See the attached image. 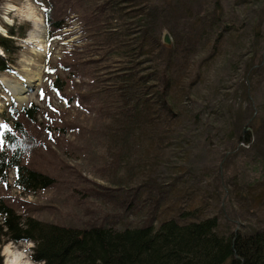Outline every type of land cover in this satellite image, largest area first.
<instances>
[{
    "label": "rangeland",
    "instance_id": "1",
    "mask_svg": "<svg viewBox=\"0 0 264 264\" xmlns=\"http://www.w3.org/2000/svg\"><path fill=\"white\" fill-rule=\"evenodd\" d=\"M114 1L55 0L54 12L67 29L60 31L64 38L51 42L43 12L32 0L0 2L2 28L25 33L23 39L14 37L18 50L11 72L0 73V133L12 104L16 109L37 106L34 119L17 116L26 132L21 164L53 180L48 188L27 193L15 186L10 170L7 182L0 183V197L22 218L79 229L120 221L132 227L156 225L168 214L175 218L180 213L191 214L192 220L215 216L225 235L264 228V151H255L261 148L253 137L262 124L256 117L264 116V0H140L144 6L137 9L145 7L160 28L159 74L151 63H141L145 56H137L135 68L132 58L117 52V44L124 41L132 49L134 41L126 35L133 27L126 17L102 13ZM31 15L43 21V51L31 42L34 23L26 17ZM163 32L170 36V49L162 44ZM62 63L74 68L65 70ZM127 67L128 74L148 76L142 79L144 92L151 94L154 85L164 89L176 121L161 131L178 134L168 146L163 132L157 138V129L134 137L142 143V157L135 162L129 155L140 148L131 135L128 145L122 133L135 110L117 91L122 82L116 77ZM57 77L60 93L51 87ZM29 80L24 101L5 83ZM245 80L251 85L247 95ZM137 94L143 89L131 91L133 98ZM153 102L143 122L147 116L157 122V111L170 118ZM247 135L253 146L239 141ZM153 183L162 184V190ZM27 244L12 243V249L23 252ZM5 245L0 246L2 264ZM30 255L31 248L26 257Z\"/></svg>",
    "mask_w": 264,
    "mask_h": 264
},
{
    "label": "trees",
    "instance_id": "2",
    "mask_svg": "<svg viewBox=\"0 0 264 264\" xmlns=\"http://www.w3.org/2000/svg\"><path fill=\"white\" fill-rule=\"evenodd\" d=\"M32 2L44 14V22L48 28V42L56 38H64L60 31L67 29V27L64 18L59 19L54 12L55 0H32ZM114 3L110 6V11L106 10V6L103 7L102 13L108 17L110 14L112 19L126 17L128 23L133 26L131 29H127L128 31L126 30V35L133 38L132 41L135 44L130 49V45L122 41L121 44H117V47L120 45L117 52L127 55V58H132L135 68L139 65L137 56H145L141 63H151L152 70L154 69L155 73L159 74L157 66L163 46L159 42L160 28L155 24V20H150L145 7L137 9L140 3L144 6L140 0H115ZM128 8L136 10L125 12ZM66 18H68L67 15ZM5 30L7 36L0 35V49L4 54L0 55V73L9 74L11 72L10 66L14 62L12 57L18 50L14 45V37L23 39L25 33L22 32L24 31L22 29L20 33L15 32L12 28H5ZM109 36L112 37L111 34ZM165 52L168 54L169 51ZM61 65L65 70H70L72 66V64L67 63ZM164 69L165 67L162 66L160 74L164 73ZM47 70L53 72V69L47 68ZM122 72H124L122 75L116 77L121 79L123 84L117 86L119 97L121 96L127 104H132L135 110V115L132 116L134 120L127 124V130L124 128L122 131V133L127 134L128 145H132L130 135L133 138H142L147 131L149 133L156 129L158 131L157 138H162L161 132H163L164 145H170L168 144L169 141L178 138V134L170 129L161 131L164 125H172L176 121L175 116L171 114L173 107L170 108V104L166 100V92L155 85L156 90H153L151 94L144 92L145 84L142 79L148 78V76L137 77V73L128 74L130 72L129 67ZM59 83L60 78L51 83L52 89L58 93L63 87ZM243 83L247 87L245 88L247 95L251 90V85L248 80ZM139 88L143 89V94H137L133 98L131 91ZM152 102L158 109L168 111L167 114L170 118L165 115L161 116L160 112L157 111V122H154L156 117L150 116H147L143 122L144 114L149 115L148 108L151 107ZM9 111L10 120H3L6 125L3 127L0 136V183L5 184L8 180L9 171L13 170L15 186L22 191L32 193L48 188L53 184V180L49 176L29 170L21 164L23 136L26 135V132L17 116L21 114L28 121L34 119L38 114V107L30 103L28 107L16 109L15 105L12 104ZM163 119H167L165 124L162 123ZM257 119L262 120V124L255 128L253 137L254 142L261 149L257 150L255 147L254 149L256 152L262 153L264 151V116H257ZM11 120L14 122L12 123L13 126L10 124ZM253 125L250 124L252 127ZM115 135L112 133V137ZM134 139L136 141H133V145L136 143L140 149H137L134 157L129 155L131 162L142 157V143L137 142L138 139ZM144 139L152 143L150 137ZM239 141L244 142L247 146L254 145V142L250 144L249 135L244 139L239 138ZM125 164L129 170H126L127 173L132 174L130 162ZM135 172L136 174L129 175H138L140 170ZM157 177L156 175V179ZM153 185L158 190L163 188L162 184L153 183ZM189 217H191L189 213H180L175 218L174 215L168 214L156 225L132 227L128 222L120 221L118 224L113 223L110 227L92 226L87 229H79L43 224L32 217L22 218L0 197V246L9 242L18 244L32 241L35 246L31 248L30 258L33 261L43 262V264H264V228L255 229L248 233L236 229L234 232L225 235L218 231L219 221L217 217L201 220L196 218L192 220ZM0 264H2L1 256Z\"/></svg>",
    "mask_w": 264,
    "mask_h": 264
},
{
    "label": "bare ground",
    "instance_id": "3",
    "mask_svg": "<svg viewBox=\"0 0 264 264\" xmlns=\"http://www.w3.org/2000/svg\"><path fill=\"white\" fill-rule=\"evenodd\" d=\"M28 19L32 20L34 23V30L31 33V42L34 43H38V47L40 50H44V45L43 43L44 41V36H43V32H44V26H43V21L39 18H37L34 15L31 16H26ZM0 32L3 33V35L6 36L5 30L2 28V26L0 25ZM35 38H38L37 40H35ZM40 72H38L36 75V77H39ZM41 75V74H40ZM36 78V80H38ZM32 81L34 79H31ZM29 80L28 82H26V84H13L10 81H5V83L8 85V87L10 88L11 93L20 101H24L26 99V96L24 95L25 93H28V88H30L32 81ZM3 83V82H2ZM8 245V244H6ZM5 245V247H6ZM5 247H4V252H5ZM20 251H16L11 249L7 255L8 259H12L13 256H15L16 253H18ZM24 259H27V257L25 256ZM20 264H24V261L21 260Z\"/></svg>",
    "mask_w": 264,
    "mask_h": 264
},
{
    "label": "clouds",
    "instance_id": "4",
    "mask_svg": "<svg viewBox=\"0 0 264 264\" xmlns=\"http://www.w3.org/2000/svg\"><path fill=\"white\" fill-rule=\"evenodd\" d=\"M34 243L32 241H29L27 246L24 248L23 252H18L13 256L12 259H8L7 255L9 251L13 248L12 243L10 242L5 247V252L2 253L6 256L5 264H20L21 260L24 261V264H43V262H37L33 261L30 256L27 259H24V257L28 254V249L34 247Z\"/></svg>",
    "mask_w": 264,
    "mask_h": 264
},
{
    "label": "water",
    "instance_id": "5",
    "mask_svg": "<svg viewBox=\"0 0 264 264\" xmlns=\"http://www.w3.org/2000/svg\"><path fill=\"white\" fill-rule=\"evenodd\" d=\"M162 44L168 48H170V46L172 45V41H171L170 36L167 32H163V34H162ZM30 88H28V89L30 90Z\"/></svg>",
    "mask_w": 264,
    "mask_h": 264
}]
</instances>
